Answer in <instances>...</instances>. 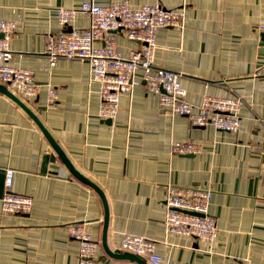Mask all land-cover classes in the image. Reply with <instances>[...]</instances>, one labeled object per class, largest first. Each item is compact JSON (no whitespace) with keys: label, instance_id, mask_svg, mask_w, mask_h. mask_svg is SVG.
I'll return each mask as SVG.
<instances>
[{"label":"crops","instance_id":"1","mask_svg":"<svg viewBox=\"0 0 264 264\" xmlns=\"http://www.w3.org/2000/svg\"><path fill=\"white\" fill-rule=\"evenodd\" d=\"M81 1L0 0V18L17 20L9 63L31 70L38 84L33 97L18 99L104 194L107 247L122 251L121 235L132 233L155 241L159 264H264V0H127L132 6H183L181 26L157 29L153 62L179 75L188 102L199 104L205 94L239 97L234 132L164 110L158 93L146 89L141 69L120 95L116 114L101 118L100 82L89 78L87 63L58 57L49 66L44 52L47 34L61 28L56 7ZM87 24V15L77 12L72 25ZM114 38L125 55L142 45L122 30ZM49 86L56 91L53 105ZM175 139L192 140L199 150L173 153ZM8 166L15 170L11 190L32 196L33 203L27 212L0 210V264H78L70 222L82 223L100 242L103 263L137 264L105 253L101 196L69 171L32 116L0 91V197ZM168 184L212 190V241L165 228Z\"/></svg>","mask_w":264,"mask_h":264},{"label":"built area","instance_id":"2","mask_svg":"<svg viewBox=\"0 0 264 264\" xmlns=\"http://www.w3.org/2000/svg\"><path fill=\"white\" fill-rule=\"evenodd\" d=\"M56 10L61 28L46 36L44 52L48 64L54 66L58 57L78 58L87 63L89 78L100 82L98 114L101 118H112L116 114L120 95L130 90L134 72L141 69L146 89L158 93L159 104L164 110L186 115L194 125L212 124L217 129L231 132L238 129L239 97L205 94L199 104L188 102L183 98L179 75L153 62L157 29L181 26L183 6L167 8L158 2L132 6L127 0H113L106 4L83 0L77 6H57ZM77 12L87 15V26L72 25ZM16 24L17 20L0 18V83L17 98L26 100L35 95L38 84L34 82L31 70L9 63L8 40ZM67 26L70 29H66ZM259 27L264 28V24ZM116 30H122L127 38L139 39L145 44L125 55L116 48ZM48 102L51 105L56 103V91L51 86ZM170 150L178 154L195 153L199 144L175 139L170 143ZM14 171L10 166L4 168L5 189L0 197V210L27 212L33 199L28 194L11 190ZM211 193L209 188L168 184L163 200L165 228L176 234L212 241L217 225L209 213ZM66 227L68 234L78 240V264H104L99 258L100 242L84 229L82 223L70 222ZM119 248L138 255L148 264L160 263L155 241L143 235L122 234Z\"/></svg>","mask_w":264,"mask_h":264},{"label":"water","instance_id":"3","mask_svg":"<svg viewBox=\"0 0 264 264\" xmlns=\"http://www.w3.org/2000/svg\"><path fill=\"white\" fill-rule=\"evenodd\" d=\"M70 29V27L68 28ZM1 35V33H0ZM261 44L264 47V32L261 33ZM136 41L140 42L141 44H145L144 41L139 40V39H135ZM264 49V48H263ZM0 91H2L3 93L9 95L11 98H13L19 105H21L31 116L32 118L37 122V124L40 126V128L42 129L43 133L45 134V136L47 137V139L49 140V142L52 144V146L54 147V149L56 150L57 154L59 155L60 159L62 160V162L67 166V168L69 169V171L79 180L87 183L88 185L92 186L101 196V199L103 201V205H104V218H103V232H102V239H101V245L103 247V250L105 251V253L109 256V257H113V258H118V259H127L129 261L132 262H136L137 264H148L143 258L139 257L138 255L128 252V251H120V252H114L111 251L106 244L105 241V233H106V227H107V204H106V200L104 197L103 192L101 191V189L91 180H89L86 176H84L82 173H80L69 161V159L66 157V155L64 154V152L61 150V148L57 145V143L55 142V140L52 138V136L49 134V132L45 129V127L39 122V120L36 118V116L30 111V109L21 101L19 100L16 96H14L13 94H11V92L9 90H7L6 86L2 83H0ZM110 119L107 118L106 121H109ZM187 154H191V153H187ZM108 263V259L104 261V264Z\"/></svg>","mask_w":264,"mask_h":264}]
</instances>
